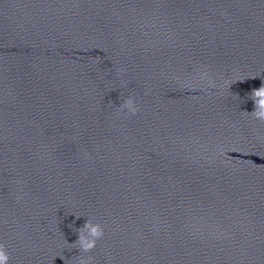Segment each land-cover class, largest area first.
Instances as JSON below:
<instances>
[{"label": "water", "instance_id": "water-1", "mask_svg": "<svg viewBox=\"0 0 264 264\" xmlns=\"http://www.w3.org/2000/svg\"><path fill=\"white\" fill-rule=\"evenodd\" d=\"M97 222L105 234L87 254L74 247L85 222L0 224V243L9 264H264V212Z\"/></svg>", "mask_w": 264, "mask_h": 264}, {"label": "clouds", "instance_id": "clouds-1", "mask_svg": "<svg viewBox=\"0 0 264 264\" xmlns=\"http://www.w3.org/2000/svg\"><path fill=\"white\" fill-rule=\"evenodd\" d=\"M117 75L123 73L125 70L119 68L116 70ZM196 76H198V81L194 82V79H189L186 81L184 86L194 89L200 88V90L207 92L210 88H215L216 84L214 79L211 77L207 69H196ZM236 82L235 80L233 83ZM251 99L254 101V111L249 113L255 120L264 123V84L258 89H253L250 94ZM127 109L128 113L131 115H136L139 108L136 105V101L133 97L129 96L124 100V102L119 106V111ZM19 183V182H17ZM23 196L20 194L16 195V200L20 201ZM79 219V217H77ZM78 239L76 240L74 247L78 249L79 253L87 254L92 252L96 246L97 242L104 237L105 230L102 224L96 222L93 223L90 220H86L83 227L78 230ZM11 257L7 251V247L4 243H0V264H9ZM94 258L90 255H78L75 258V264H93Z\"/></svg>", "mask_w": 264, "mask_h": 264}]
</instances>
